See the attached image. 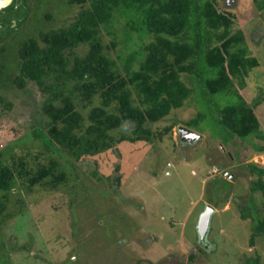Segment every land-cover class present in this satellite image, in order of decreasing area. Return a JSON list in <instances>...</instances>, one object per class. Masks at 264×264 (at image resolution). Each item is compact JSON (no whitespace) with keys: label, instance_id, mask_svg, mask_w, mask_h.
Returning <instances> with one entry per match:
<instances>
[{"label":"rangeland","instance_id":"374dc122","mask_svg":"<svg viewBox=\"0 0 264 264\" xmlns=\"http://www.w3.org/2000/svg\"><path fill=\"white\" fill-rule=\"evenodd\" d=\"M18 2L23 9L15 17L3 7L0 10V16L7 14L11 22L0 38V153L15 176L4 197L0 190V264H240L255 255L258 264H264V232L254 235L250 245V219L238 214V203L250 198L252 174L244 162L264 167V150L252 146L264 140L253 135L242 138L221 126L217 107L234 96L202 92L200 80L183 72L180 76L190 91L180 106L149 124L153 132L149 140H121L78 158L53 142L47 147L31 136L32 127L46 118L40 108L44 93L32 80L22 87L11 81L17 48L27 37L40 41V32L68 24L87 2L16 0L14 8ZM214 2L232 14L249 53L258 60L238 91L247 101L259 99L253 114L264 131V6L254 0ZM127 20L115 12L99 30L103 51L121 72L127 53L151 38L149 34L140 38L134 30L126 37ZM86 47L79 44L71 53H83ZM136 65L133 59L130 66ZM75 102L85 115L98 98L83 106ZM197 111L202 112L198 124L186 125ZM236 122L245 129L242 120ZM168 124L170 128L164 129ZM178 124L200 136L180 140ZM130 125L114 132L129 131ZM49 159L56 161L63 179L47 174L30 184L28 177ZM114 175L119 177L117 184ZM251 200L261 207L259 190ZM207 203L213 210L200 241L196 223Z\"/></svg>","mask_w":264,"mask_h":264},{"label":"trees","instance_id":"16d2710c","mask_svg":"<svg viewBox=\"0 0 264 264\" xmlns=\"http://www.w3.org/2000/svg\"><path fill=\"white\" fill-rule=\"evenodd\" d=\"M74 1H86L87 5L68 24L40 32V41L27 37L17 48V69L11 81L22 87L26 80H32L44 93L40 108L46 118L39 119L41 125L32 127V137L40 138L47 147L53 142L74 158L95 154L121 140H149L153 134L149 124L164 117L172 107L180 106L188 95L190 87L180 76L188 72L200 80L202 92L221 91L234 96L233 101L217 107L222 127L242 138L253 135L264 140V131L253 114L259 99L247 101L238 91L258 60L249 53L243 30L236 26L232 14L219 9L214 0ZM254 1L260 8L264 6V0ZM15 2L11 0L3 7L9 16L22 12L21 3L14 8ZM115 12L128 18L126 37L131 30L140 38L151 35L127 53L123 72L103 51L99 35L100 26L109 24ZM6 15L0 16V38L11 28ZM79 44H87L84 52L71 53L72 47ZM133 59L136 67L130 66ZM94 96L98 102L84 115L75 100L83 106ZM201 116L202 112L197 111L184 123L196 126ZM236 120H242L246 130L238 128ZM125 124H131L129 131L114 132ZM252 146L255 151L264 150V143ZM244 165L252 174L250 198L238 203V214L250 219L248 243L252 245L254 235L264 232V167L252 160ZM55 168L56 161L49 159L48 164L28 177L29 183H37L47 174L54 180L63 179V171L55 173ZM118 178L113 177L116 184ZM14 182V170L2 161L0 153L2 197ZM255 190L260 191L261 207L251 200ZM258 261L257 255L248 256L240 264Z\"/></svg>","mask_w":264,"mask_h":264},{"label":"water","instance_id":"95a60500","mask_svg":"<svg viewBox=\"0 0 264 264\" xmlns=\"http://www.w3.org/2000/svg\"><path fill=\"white\" fill-rule=\"evenodd\" d=\"M10 2H11V0H0V8L8 5ZM177 130L179 133V139L182 141H192L196 137L200 136V134L198 132H196L195 130H193V129L185 126V125L178 124ZM212 210H213L212 205L207 203V204H205L203 210L199 214V217H198V220L196 223V229H197L198 238L200 241H202L204 238V234H205L207 226H208L209 215L212 212ZM202 213H205V219H204V224H203L202 229H199V221H200V217H201Z\"/></svg>","mask_w":264,"mask_h":264},{"label":"bare ground","instance_id":"6f19581e","mask_svg":"<svg viewBox=\"0 0 264 264\" xmlns=\"http://www.w3.org/2000/svg\"><path fill=\"white\" fill-rule=\"evenodd\" d=\"M204 219H205V213H202L199 221V229H202L203 224H204Z\"/></svg>","mask_w":264,"mask_h":264}]
</instances>
